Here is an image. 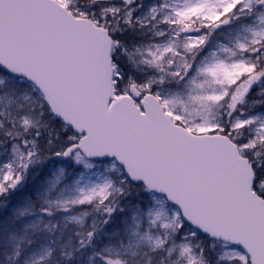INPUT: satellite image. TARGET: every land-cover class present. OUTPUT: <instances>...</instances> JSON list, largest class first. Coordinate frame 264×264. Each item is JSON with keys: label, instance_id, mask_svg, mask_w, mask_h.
<instances>
[{"label": "snow or ice", "instance_id": "snow-or-ice-1", "mask_svg": "<svg viewBox=\"0 0 264 264\" xmlns=\"http://www.w3.org/2000/svg\"><path fill=\"white\" fill-rule=\"evenodd\" d=\"M0 264H264V0H0Z\"/></svg>", "mask_w": 264, "mask_h": 264}]
</instances>
